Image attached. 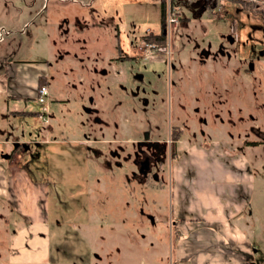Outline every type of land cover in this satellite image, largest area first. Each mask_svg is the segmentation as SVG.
Masks as SVG:
<instances>
[{
    "label": "rangeland",
    "instance_id": "1",
    "mask_svg": "<svg viewBox=\"0 0 264 264\" xmlns=\"http://www.w3.org/2000/svg\"><path fill=\"white\" fill-rule=\"evenodd\" d=\"M170 2L179 23L169 60L144 51V37L161 31L162 0H0V32H10L0 71L39 62L50 92L49 125L36 98L22 100L31 114L12 122L26 144H11L17 162L6 167L20 179L16 210L31 223L0 194V264H40L47 247L50 264H264V177L251 173L264 171V150L238 151L244 131L264 122V5L215 0L204 11L203 0ZM209 47L215 57L202 61ZM135 73L145 79L144 105L130 94ZM208 96L215 116H205L212 128L202 138L195 109ZM177 115L190 128L183 157L169 159L162 186L143 194L121 147L148 127L165 138ZM224 214L230 226L214 220ZM45 224L48 239L39 237Z\"/></svg>",
    "mask_w": 264,
    "mask_h": 264
},
{
    "label": "flooded vegetation",
    "instance_id": "2",
    "mask_svg": "<svg viewBox=\"0 0 264 264\" xmlns=\"http://www.w3.org/2000/svg\"><path fill=\"white\" fill-rule=\"evenodd\" d=\"M215 0H203L202 2V8L204 11H209V9L211 8V6L213 5ZM252 2H259L262 5H264V0H251ZM250 2V1H249ZM257 11H261L264 12V7L257 9ZM162 29V27H161ZM10 35V32L9 34ZM215 57L214 52H212L211 48L209 47L208 52L204 51L203 53H201L200 55V59L202 61H208L211 60ZM231 57V56H230ZM172 69L174 68L173 65H171ZM133 79L131 80V85L135 84V88L130 90V94L132 95V98L134 99H138L140 95L143 93H145V89H141V84L144 83L145 79L144 76L142 74L139 73H135L132 76ZM119 83V81L117 82ZM120 88L121 90L124 89V85L123 82H121ZM207 102L208 105H203L202 106V110H199V108L195 109V112L197 113H202L201 115H199V117L197 118V123L198 125H201L202 128L199 129L200 133H201V137L203 138L206 134H205V130L203 129V127H208L211 126L209 120H207L206 117H210L212 118L213 116H215V111H214V107H213V101L211 97H207ZM143 105L147 103L146 98L143 96L142 99L139 100ZM134 110V109H133ZM135 111V110H134ZM226 111L228 112L229 110ZM85 112L89 115H96V123L100 124L102 123L101 119L98 117V109L90 107L85 108ZM208 114V115H207ZM195 115H197L195 113ZM206 116V117H205ZM204 125V126H203ZM189 129V125L185 124L182 120L181 117L179 115L176 116V120L175 123H171V125L169 126V129L167 131V136L164 138H158V136H155L156 129H152L151 127H148V129L144 130L143 132H141L138 136V138L132 140L129 143V147L127 148V151H125L124 148L121 147V150L123 152H125V159L127 161L131 162L132 165V172H131V177L132 180L135 181V183H137L139 186L143 187V191L142 193L144 194L145 191L149 192H153L155 187H161L163 182H164V173H165V168H166V162L170 159H176V158H180L183 157V148L181 146V142H182V138L184 135V129ZM212 128V126H211ZM249 131V132H248ZM191 133V132H190ZM103 135V134H102ZM141 135V137H140ZM195 138V133L194 131L192 132V134ZM229 140L232 143V139H236V141H239V138H235L233 136H231V134H229ZM88 138V135H85ZM248 136H254L256 138V143H249V139ZM240 137V135H239ZM243 145L241 146L238 151H243L244 147L247 148H259L261 147L262 150H264V122L263 125L258 124V122H256L255 125H253L252 127H250L248 130L244 131V139H243ZM205 142H203L202 144H204ZM258 143V144H257ZM206 144V143H205ZM231 146L226 147L225 151H230L232 149H230ZM237 151V150H236ZM234 152V149H233ZM243 154V153H242ZM116 155V153L114 154ZM118 156H120L119 154H117ZM247 170V169H246ZM252 173V176L256 175L258 173V177L263 178L264 175V171H259L258 169H255V172ZM246 175H248V171H246ZM251 175V174H250ZM10 195V201H9V206L10 207H14L13 210H16V205L15 203H13V194L8 193V196ZM7 196V195H4ZM247 200V198H246ZM246 204L249 205L250 202L246 201ZM17 211V210H16ZM18 212V211H17ZM141 213L142 215L146 216V218L148 219L149 222H151L153 225L155 224V216L152 213H145L143 209H141ZM19 214V212H18ZM22 216V218L27 219L30 223L31 221L29 220V218H27L26 216H24L23 214H19ZM57 221V223H59V220H55ZM46 225V224H45ZM47 229L45 231V233L40 232L39 233V237L42 238L43 236H45L46 239H48L49 234H50V230L49 227L46 225ZM177 227V224H175V228ZM142 239H145L144 235H141ZM50 250L47 247V253L48 256L46 257L47 259H45V261L41 260L40 264H50L51 263V257H50ZM97 256V257H96ZM94 257L98 260H101L100 256L98 254H94ZM175 264V263H173Z\"/></svg>",
    "mask_w": 264,
    "mask_h": 264
},
{
    "label": "crops",
    "instance_id": "3",
    "mask_svg": "<svg viewBox=\"0 0 264 264\" xmlns=\"http://www.w3.org/2000/svg\"><path fill=\"white\" fill-rule=\"evenodd\" d=\"M5 58L0 56V65L4 64ZM39 62L35 61H11L6 62L5 64V72L2 73L0 71V145H9L8 149H0V194L8 195L9 191L11 194H15L13 188L20 186V179L18 178L16 170L12 167H6L8 163L10 166H13L16 160V155L12 158H9V154H11L14 150L11 148V144L16 143L20 146L25 145L24 141H21L18 137L12 136V130L14 129L12 126L14 125V119L16 117H26L31 114V112L27 109V103H25L22 108L21 102L24 99H35L37 97L38 92V79L40 77H44L46 80V76L44 75V70H40L39 66L36 64ZM11 132H10V129ZM12 136L13 141L8 140V137ZM79 144H88V139L85 137L82 140L78 141ZM8 152H10L8 154ZM20 170H22L20 168ZM16 175V176H15ZM9 181H12L11 189L9 188ZM38 186V185H37ZM16 194H19L18 191ZM242 206L240 213L243 211ZM23 214V213H22ZM24 215V214H23ZM31 221V217H28L26 214L24 215ZM225 220L221 221L220 219H214L216 222L223 225H229L230 219H232V214H224ZM185 220V219H180ZM217 223V224H219ZM185 224H187L185 222Z\"/></svg>",
    "mask_w": 264,
    "mask_h": 264
},
{
    "label": "built area",
    "instance_id": "4",
    "mask_svg": "<svg viewBox=\"0 0 264 264\" xmlns=\"http://www.w3.org/2000/svg\"><path fill=\"white\" fill-rule=\"evenodd\" d=\"M179 23V19L175 9L172 7L171 2L167 5L166 16L163 22V32L166 36V44L164 46H159L157 44H149L145 45L144 51L146 53H154V51H159L162 53H166L169 56V60L172 57V32L177 28ZM4 34L7 36L9 32H0V41L3 39ZM49 89L46 85L40 87L37 92V102L40 106V111L38 112V119L43 123V125L47 126L50 123V115H49Z\"/></svg>",
    "mask_w": 264,
    "mask_h": 264
},
{
    "label": "trees",
    "instance_id": "5",
    "mask_svg": "<svg viewBox=\"0 0 264 264\" xmlns=\"http://www.w3.org/2000/svg\"><path fill=\"white\" fill-rule=\"evenodd\" d=\"M166 9H167V0H162V9H161L162 29L160 32H152L151 34L146 35L143 39L145 43L157 44L159 46H164L166 44V36L164 35L163 32V22L166 16ZM44 85H45V78L40 77L38 79V89ZM13 156H14V151L9 155V158H12ZM185 222L186 220H179L180 224H185ZM181 237L182 236L180 235L179 238L177 239L180 240Z\"/></svg>",
    "mask_w": 264,
    "mask_h": 264
},
{
    "label": "water",
    "instance_id": "6",
    "mask_svg": "<svg viewBox=\"0 0 264 264\" xmlns=\"http://www.w3.org/2000/svg\"><path fill=\"white\" fill-rule=\"evenodd\" d=\"M97 257V256H96Z\"/></svg>",
    "mask_w": 264,
    "mask_h": 264
}]
</instances>
